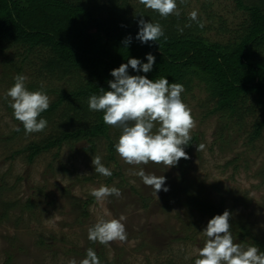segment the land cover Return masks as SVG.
Wrapping results in <instances>:
<instances>
[{"label": "rangeland", "instance_id": "rangeland-1", "mask_svg": "<svg viewBox=\"0 0 264 264\" xmlns=\"http://www.w3.org/2000/svg\"><path fill=\"white\" fill-rule=\"evenodd\" d=\"M180 10V17L188 21L189 13L198 10L204 28L212 26L202 36L214 42L228 38L219 32L221 24L233 31L243 20L231 0H187ZM21 54L0 46V217L4 205H15L0 223V264H68L71 259H83L88 248L96 251L102 264H194L197 250L207 239L201 232L208 220L189 214L182 206L186 191L215 205L224 203L233 220L248 225L256 237L264 239V179L258 175L264 167V132L249 153V129H237L233 119L207 116V95L195 90L184 100L197 121L190 146L185 148L190 158L170 168L154 163L142 166L146 172L166 177L164 187L169 191H160L157 197L138 176L130 174L138 166L127 165L116 151L109 161V142L113 146L118 142L119 128L109 126V141L100 138L92 145L64 144L30 163L27 152L16 153L48 137L59 123L60 112L44 131L26 134L24 130L16 135L22 124L14 118L5 93L17 74L28 77V89L46 88L51 102L56 99L55 91L68 89V83L40 73V62L45 59L42 53L30 54L25 63H21ZM200 144L205 148L197 151ZM95 155L111 168V177L95 173ZM239 155L244 156L243 161L235 170L228 164ZM102 184L119 188L122 196L97 202L90 193ZM91 199L84 209L82 203ZM121 215L127 218L125 242L105 246L88 240V228L99 218Z\"/></svg>", "mask_w": 264, "mask_h": 264}, {"label": "trees", "instance_id": "trees-1", "mask_svg": "<svg viewBox=\"0 0 264 264\" xmlns=\"http://www.w3.org/2000/svg\"><path fill=\"white\" fill-rule=\"evenodd\" d=\"M231 1L243 20L233 31L221 24L219 32L228 38L214 42L202 36L212 31V26L201 29L183 16L162 19L139 0H0V46L20 50L21 63L27 62L30 54L42 53L45 59L40 62V73L68 83V89L55 91L56 99L41 114L52 124L60 112L54 131L16 154L27 152L31 163L41 153L59 150L64 144L92 145L100 138L109 141L103 113L90 111L88 99L101 94L99 89L110 90L108 81L114 79L110 75L113 69L130 58L147 63L148 53L156 57L153 70L145 74L129 68L130 75H146L152 80L163 77L170 83H180L185 88L183 100L195 90H202L210 104L207 116L233 119L237 129H249L247 147L252 153L264 132V0ZM178 6L181 9L179 0ZM140 16L146 22L161 23L166 39L147 44L138 41ZM188 24L191 27H186ZM177 26L183 28L182 33ZM129 36L131 43L125 47L123 41ZM22 131L23 125L15 134ZM107 152L109 161H113L115 149L111 142ZM243 157L237 156L228 165L237 170ZM258 175L264 179V167ZM92 201L82 203V207L87 208ZM14 206H3L0 223ZM182 206L189 214L196 213L208 221L226 210L224 203L215 205L190 191H186ZM230 224L237 243L254 244L264 251V239L256 237L248 225L232 217ZM183 237L188 239L185 233Z\"/></svg>", "mask_w": 264, "mask_h": 264}, {"label": "clouds", "instance_id": "clouds-1", "mask_svg": "<svg viewBox=\"0 0 264 264\" xmlns=\"http://www.w3.org/2000/svg\"><path fill=\"white\" fill-rule=\"evenodd\" d=\"M139 3L146 9L157 12L162 19L181 15L178 0H139ZM186 3L187 0H179V4ZM140 17L136 36L138 41L147 44L161 37L166 39L161 23L146 22L143 16ZM198 17V10L189 13V19L203 29L204 23ZM177 27L182 33L183 28ZM186 27H191V24ZM131 39L129 36L123 41L125 47L131 43ZM145 59L147 63L130 58L127 63L113 69L110 75L114 79L108 81L110 90L99 89L101 94L91 95L88 107L90 111L102 112L106 125L122 130L118 142L114 145L116 153L127 165L138 166V170L130 169V174L138 176L157 197L160 191H169V188L164 187L166 177L146 172L142 166L154 163L170 168L177 166L181 159H189L185 148L192 139L191 132L197 127V121L192 109L182 99V93L185 92L182 84L170 83L163 77L152 80L146 75L129 74V68L137 73L151 72L156 57L148 53ZM27 81L26 75L17 74L13 86L5 93V98H10L9 106L13 109L14 118L21 122L25 133H39L48 125V121L41 118V114L49 109L51 99L43 87L39 90H29ZM204 148L205 145L200 144L197 151ZM92 165L95 173L104 177L113 175L111 168L105 166L100 155L93 156ZM90 194L97 202L112 196H122L119 188L103 184L94 188ZM126 219L124 215L112 219L99 218L88 228V240L105 246L114 241L125 242L128 238ZM230 219V211L225 210L208 221L206 228L201 232L207 239L204 246L197 250L194 264H264V251L258 246H245L235 241ZM68 264L102 262L96 251L88 248L83 259L79 262L71 259Z\"/></svg>", "mask_w": 264, "mask_h": 264}]
</instances>
